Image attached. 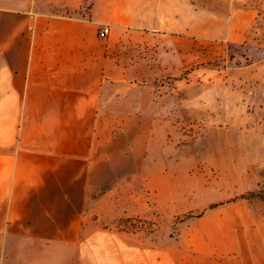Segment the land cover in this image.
Here are the masks:
<instances>
[{"label":"crops","instance_id":"1","mask_svg":"<svg viewBox=\"0 0 264 264\" xmlns=\"http://www.w3.org/2000/svg\"><path fill=\"white\" fill-rule=\"evenodd\" d=\"M261 14L264 0H0V264H264V214L242 195L183 223L174 245L99 226L152 211L116 210L128 171L107 164L108 128H134L130 173L146 174L147 190L178 192L156 205L164 216L215 202L216 189L192 184L198 169L258 183L264 134L188 153L168 137L173 93L156 81L255 41ZM210 83L214 104H240L245 126L264 128V57Z\"/></svg>","mask_w":264,"mask_h":264},{"label":"rangeland","instance_id":"2","mask_svg":"<svg viewBox=\"0 0 264 264\" xmlns=\"http://www.w3.org/2000/svg\"><path fill=\"white\" fill-rule=\"evenodd\" d=\"M258 28L255 41H250L248 44L238 47L229 45L224 54L220 58L218 56L212 62L194 64L179 77H168L156 81V85L160 87L158 88L160 90L159 94L162 93L161 85L164 84L168 88L165 89L164 93L168 94L169 91L173 93L168 97V102L165 103L170 107L171 116L176 119L174 127L171 128L172 133H168V137H178L180 144L186 145L188 153L194 150H209L211 142H216V140L222 138L232 140L238 148L240 141H246L247 138L254 137L257 134H264V128L262 127L245 126L249 122L250 111L248 109L240 104L233 105L231 109H224L221 104L218 106L212 102L217 96L210 94L211 76H215L217 73L222 76L236 66L245 65L264 57V14H261L258 20ZM226 79H228V75H225L224 84L222 85L225 86L230 83L234 88L237 87V83H232ZM222 85L219 86L222 87ZM260 97L262 98V96ZM198 98L202 100L201 106L193 103ZM254 114L258 120L264 118V113L260 110L255 111ZM217 116L218 118H216ZM230 123L241 125L227 126ZM127 129L129 134L126 136L119 135L116 138L115 135L118 129H107V164L114 166L116 170L118 169L121 172L122 170L128 171L124 176V181H119L118 190L112 192L111 199L117 201L118 207L116 210H125L134 207V204L140 206V204L147 203L152 206V211L143 216L126 217L118 215L111 221L99 222L100 227L110 230L133 231L134 234H138L144 243L174 245L169 242L175 243L174 240H177L183 223L188 222L191 218L202 216L209 209L220 205L225 207L240 198L241 195L254 192L256 196L248 201L260 213L264 214V173L258 176L260 180L256 185L254 184L253 189H250L254 175L222 176L213 169L208 171L198 169L197 172L192 170V172H195L190 175L192 178L194 177L192 184H200L202 188L211 187L216 189L218 195L214 198L216 199L215 202L202 208L204 209L203 212L192 213L186 211L176 214L174 217L164 216L156 205L164 198H175L174 196L178 192L172 191L168 195L160 188L161 184L158 183L154 184V189L147 190V175L144 173L134 174V170L132 171L133 174L130 173L134 169V128ZM111 130L114 133L113 137L112 134L110 135ZM253 130H256V134L252 133ZM222 131H226V133ZM156 139H158V135H156ZM100 154L102 157V149ZM260 161L264 162V159ZM228 178L229 181L226 182ZM188 197L191 198V195H188Z\"/></svg>","mask_w":264,"mask_h":264},{"label":"built area","instance_id":"3","mask_svg":"<svg viewBox=\"0 0 264 264\" xmlns=\"http://www.w3.org/2000/svg\"><path fill=\"white\" fill-rule=\"evenodd\" d=\"M109 34H110V28H109V27H103V28H101L100 31H99V35H100L102 38L107 37Z\"/></svg>","mask_w":264,"mask_h":264},{"label":"trees","instance_id":"4","mask_svg":"<svg viewBox=\"0 0 264 264\" xmlns=\"http://www.w3.org/2000/svg\"><path fill=\"white\" fill-rule=\"evenodd\" d=\"M256 196V194L254 192L248 193L246 195H243L242 198H245L247 200H251Z\"/></svg>","mask_w":264,"mask_h":264}]
</instances>
